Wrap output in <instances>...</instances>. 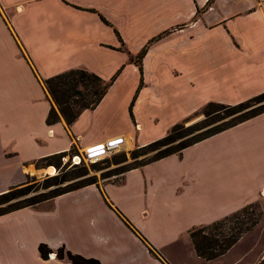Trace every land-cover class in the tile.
<instances>
[{
    "label": "crops",
    "instance_id": "crops-1",
    "mask_svg": "<svg viewBox=\"0 0 264 264\" xmlns=\"http://www.w3.org/2000/svg\"><path fill=\"white\" fill-rule=\"evenodd\" d=\"M207 1L0 0V192L41 157L114 138L142 146L207 102L235 104L264 91V0ZM70 68L113 80L69 125L61 117L46 125L40 80ZM170 100L174 122L143 138L158 125L149 109ZM255 202L261 218L228 249L211 259L195 254L190 228ZM166 212L183 225L184 252L200 264H264V111L129 168L118 181L1 214L0 264H67L55 256L59 246L100 264H175L158 249L176 235L160 240L151 226L152 235L141 228ZM246 238L248 248L235 254ZM39 243L52 258L40 256Z\"/></svg>",
    "mask_w": 264,
    "mask_h": 264
},
{
    "label": "trees",
    "instance_id": "trees-1",
    "mask_svg": "<svg viewBox=\"0 0 264 264\" xmlns=\"http://www.w3.org/2000/svg\"><path fill=\"white\" fill-rule=\"evenodd\" d=\"M209 2L210 0H208L206 4H209ZM160 36L161 34L151 38L148 42ZM145 50L146 45H144L134 56L133 62L138 66L140 58L144 54ZM112 80L113 77L109 78L108 80H104L94 72L84 68H70L47 78L41 79V87L44 91L46 99L49 102V108L44 118L45 124L52 125L59 120V117H61L64 123L69 125L83 109L93 108L99 102ZM263 96L264 91L235 104L207 102L203 105V109L205 111L204 115H208L207 109L210 107L236 110L242 107L245 103ZM263 111L264 105L257 111L238 114L231 120H228L221 125L203 132L192 134L176 145L164 147L158 150L150 158L139 165L153 161L171 153L179 152L182 148L196 141L204 139ZM185 119L187 118H184L180 122L173 124L162 137L155 139L141 147L150 148L167 144V142H169L173 136H175L177 128L181 127V124ZM198 123L199 121L190 124L187 129H194L195 126L199 125ZM58 156L59 154L56 153L41 157L35 161L34 165L38 166V162L46 161L52 158L57 159ZM46 164L47 163H45V165ZM139 165L134 164L129 168L137 167ZM25 178L27 177L25 176ZM61 180L62 179H58L57 175L49 176L44 179V183L41 187L45 188L49 185H57L61 182ZM26 182L27 181L25 179V181L10 186L3 192H0V215L21 207L35 205L42 200L49 199L74 189L71 188L58 190V188L55 187L28 197L16 199L17 197L23 195L28 189V185L25 184ZM90 183L91 182H87L85 185ZM256 208V203H249L241 207L239 210L227 214L222 218L190 228L187 233L195 254L203 259H211L223 253L241 236L243 232L251 229L258 222L261 216V211L256 210ZM37 250L41 257H47V254L50 252L49 248L43 243L38 244ZM55 256L58 259H65L67 264H100L96 258L84 257L80 254L72 253L63 246L56 248Z\"/></svg>",
    "mask_w": 264,
    "mask_h": 264
},
{
    "label": "rangeland",
    "instance_id": "rangeland-1",
    "mask_svg": "<svg viewBox=\"0 0 264 264\" xmlns=\"http://www.w3.org/2000/svg\"><path fill=\"white\" fill-rule=\"evenodd\" d=\"M131 59L134 60V58ZM194 101H198V99L194 98ZM46 102V98L44 97L42 91H39L38 110L42 109V107L46 105ZM263 105L264 96L251 100L236 110L210 107L207 109L208 115L206 116L204 115L205 111L203 109V106H201L198 110L192 112L189 116L186 117L187 119L182 122L181 127L177 128L175 136H173V138L169 142H167V144L158 145L156 147H141L134 144L125 143V140L124 142L121 141V143L111 149L104 150L96 159H85L83 157H79V162L76 164H71L69 160L65 163H61V155L70 156L73 153L82 154L83 150H85L78 149L74 146L69 147L64 151L59 152V156L57 159L52 158L46 161L38 162V166H35L33 164L34 169L29 174H26L25 176L27 178H24L23 180L25 181L26 179L27 182L25 184L28 185V189L23 195L17 197L16 199L28 197L33 194L44 192L55 187H57L58 190L71 188L76 189L75 187L85 186V183L87 182H91L90 184L98 187L106 182L118 181L121 175V171L123 172V170L129 168L134 164L139 165L140 163L150 158L158 150L164 147H171L173 145H176L182 142L188 136H191L192 134L203 132L205 130L221 125L226 121L231 120L238 114H243L250 111H257L259 108L263 107ZM176 106L177 105L174 103V100H170L166 103H159L152 109H149L159 119L158 125L157 128L154 130L145 129L142 135L143 138L148 139L156 135L161 136L164 133L163 131L166 129L168 124H170L178 116L177 113H175V111L177 110ZM198 121L199 125L195 126L194 129H187L190 124ZM22 130L26 129L23 128ZM45 163L47 164L45 165ZM48 166L53 167L54 172L52 174L46 171ZM52 175H57L59 180L62 179L61 182L57 185H49L45 188L41 187L44 183V179ZM255 203L257 205L256 210L261 211L262 216L263 212L261 209V204L259 202ZM172 214L170 212L159 213L156 216L152 217L150 219V222H144L143 224H141V228L144 227L150 235H152V233L154 232L155 236L160 240H164V238H166L169 233H172V235H176L172 243H165L161 245V250L156 247L161 255L162 251L167 253L172 258V261H174L175 264H200V261L195 259L194 255L192 256L186 254L187 251L186 253L184 252V240L186 239V233L182 228V224L174 223L177 221L171 222L170 217L172 216ZM207 217L211 219L210 214H208ZM200 219L204 220L203 214H201ZM202 223L201 225H203ZM147 226H151L153 228V232H150ZM134 227L138 231L142 232L135 225ZM249 244L250 242L247 240V238L240 241L235 247V254H241L245 249L248 248ZM146 246L148 248L150 247L148 245Z\"/></svg>",
    "mask_w": 264,
    "mask_h": 264
},
{
    "label": "built area",
    "instance_id": "built-area-1",
    "mask_svg": "<svg viewBox=\"0 0 264 264\" xmlns=\"http://www.w3.org/2000/svg\"><path fill=\"white\" fill-rule=\"evenodd\" d=\"M119 143H121V140L119 138H114V139L105 141L100 146L87 148L83 150L82 154L73 153L70 156L61 155L60 156L61 163H65L69 160L71 164H76L79 162V157H83L85 159H96L104 150L111 149L117 146ZM47 257L52 258V254L48 253Z\"/></svg>",
    "mask_w": 264,
    "mask_h": 264
},
{
    "label": "bare ground",
    "instance_id": "bare-ground-1",
    "mask_svg": "<svg viewBox=\"0 0 264 264\" xmlns=\"http://www.w3.org/2000/svg\"><path fill=\"white\" fill-rule=\"evenodd\" d=\"M101 145V144H100ZM47 172H49L50 174H52L54 172V169L52 166H48V168L46 169Z\"/></svg>",
    "mask_w": 264,
    "mask_h": 264
}]
</instances>
